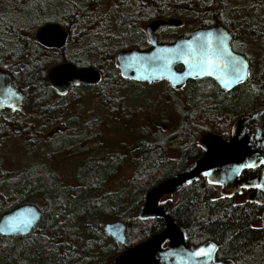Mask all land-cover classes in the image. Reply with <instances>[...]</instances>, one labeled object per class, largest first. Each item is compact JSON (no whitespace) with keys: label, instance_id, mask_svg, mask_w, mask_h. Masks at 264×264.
Masks as SVG:
<instances>
[{"label":"trees","instance_id":"obj_1","mask_svg":"<svg viewBox=\"0 0 264 264\" xmlns=\"http://www.w3.org/2000/svg\"><path fill=\"white\" fill-rule=\"evenodd\" d=\"M136 1L130 0L126 10H117L110 18L100 20L88 16V0H13V28L35 30L44 23L55 22L67 29L97 28L101 30L98 34H105L103 30L110 27V20L114 18L116 28L121 31L111 45H107L106 39L93 44L81 41L88 34L79 33L77 36L80 39L78 61L97 67L102 60L109 57L113 60L119 48L139 45L135 40L136 32L145 37L139 21L145 22L165 12L162 3L167 0H142L141 6L137 5L139 12L135 9ZM225 2L221 3L223 7ZM253 2L252 9L239 10L241 15L253 20L254 39L261 40L264 48V0ZM225 10L230 12L235 8ZM16 42L22 45L20 40ZM14 54V65L10 70L16 81L40 87L51 60L48 59L49 52L36 43H30L27 50L19 48ZM259 55L260 64L251 67L247 82L238 85L229 95L222 94L210 79L193 82L192 91L184 97L185 103L184 100L178 103L181 110H177L178 120L174 124L178 128L168 135L166 141L172 142L166 145L154 134L143 138L144 146L153 144L158 148V157H152L148 148V154L138 162L128 187L116 193L105 192L104 185L121 165L122 159L92 160L80 169L77 186L63 183L49 166L5 169L0 163V215L15 205L33 200H38L42 210L40 219L28 234H0V264H109L125 248L161 231L164 227L161 219L138 217L144 193L202 154L198 144L202 134L215 132L225 135L235 119L262 107L264 49ZM105 75L116 76L119 72L109 64ZM34 95L37 97L33 96L32 105L27 100L26 107L37 108L41 97H51L46 86ZM10 119H0V141L11 133L15 122ZM175 144L179 145V156H167L166 151L175 148ZM55 145L51 140L50 156L57 152ZM243 173H252V170H244ZM218 188L219 185L209 183L203 176L182 185L177 191L175 204L170 205L172 218L184 229L188 244L194 246L213 241L217 245L216 259H231L234 264H264V225L260 221L262 206L250 202L243 192L224 196ZM114 219L127 222L123 244L115 241L103 228V221Z\"/></svg>","mask_w":264,"mask_h":264},{"label":"water","instance_id":"obj_2","mask_svg":"<svg viewBox=\"0 0 264 264\" xmlns=\"http://www.w3.org/2000/svg\"><path fill=\"white\" fill-rule=\"evenodd\" d=\"M176 24V19L153 20L146 26L151 45L148 48H127L116 55L118 69L126 79L138 82L167 80L177 87L188 79L209 77L221 88L230 90L239 82L232 77L234 61L246 65L249 76V62L246 57L234 52L229 44V33L221 25L198 28L190 36H179L172 42H156V32ZM67 34L64 28L55 22H47L36 29L37 42L47 49L61 48ZM208 60L214 61L213 67H201ZM177 66H181L177 69ZM49 85L57 92L64 93L70 86L95 84L99 73L92 67L77 68L70 63H61L50 67L47 73ZM22 94L16 88L8 72L0 69V112L20 109ZM12 133H19L13 128ZM198 144L202 154L189 163L182 171L164 178L144 193V202L138 212L141 219L158 217L165 226L148 238L129 246L118 253L109 264H234L231 259H216L217 245L206 241L197 246L186 242L184 230L172 218L166 205H159L164 196H171L182 185L190 184L199 176L212 184L220 186V193L231 196L249 191L248 200L262 206L261 222L264 225V104L250 115L237 119L228 137L208 132L201 135ZM252 164L253 167H241ZM259 170L252 175H242L244 170ZM262 187H256L255 185ZM41 217L38 206L31 202L15 205L0 215L1 235H26ZM20 222H29L27 227ZM20 223L19 228L8 226ZM105 231L119 242H124L126 224L116 220L104 225ZM209 245H215L209 255L195 256L197 250L208 251Z\"/></svg>","mask_w":264,"mask_h":264},{"label":"flooded vegetation","instance_id":"obj_3","mask_svg":"<svg viewBox=\"0 0 264 264\" xmlns=\"http://www.w3.org/2000/svg\"><path fill=\"white\" fill-rule=\"evenodd\" d=\"M129 1L130 0H88L90 8V13L88 16L92 19H108L111 17V14L113 12H116L117 10H126V8H128L127 4L129 3ZM224 1H226L225 7H223L221 4ZM224 1L167 0L163 2L162 6L164 8H162L165 11L164 13L145 22L139 21L140 29L144 32L145 36L143 38L141 33L136 32L135 40L136 43H139V45L135 44L127 47H121L116 51L113 60H111V57H109L106 60L100 61L99 65H97V67H94L93 65H86L78 61L79 57L77 50L79 45L78 41L80 39L77 38V36L79 33L88 34V37H84V39L81 38V41H87L90 44H93L94 42H104V39H106L107 45H111L115 40L118 39L121 31L120 28H116L117 22L114 18L110 20V27L103 30L106 32L105 34H98V32H101V30L97 28L67 29L63 27L67 34L64 45L61 48L47 49L37 42L35 37L36 29L31 30L28 28H13V18L15 16L13 0H0V24L2 25L0 27V69L10 74V76L14 80L16 88L22 94L20 109L15 112H12L10 109H4L0 112V119L10 117V121L15 122L11 127V133L13 128H18L19 133L17 134L24 133L31 136L30 138H28L27 142H39L44 146L47 143V147H51L50 141L53 140V143L56 144L55 147L57 148V152H55L54 156H49V158L45 157L44 159H54L52 160L53 163L51 168L54 170V172H56V175L61 179V181L68 186H77V180L81 172L80 169L84 168L88 163H92V160H96V162H102L103 160H109L112 158L122 159L121 165L116 168L115 173H113L106 179L104 185L105 192L107 193H116L117 191H120L123 187H125V184H122L117 176L121 169L125 168L126 163L130 164L131 176L128 179L130 182V179L135 169L137 168L140 159L145 158V155L148 154L149 149L151 150L150 155H152V157L154 158H157L158 148L156 146H153V144L144 146L143 139L138 138L137 130H132L131 128L133 126L132 122L134 120V117L138 116L139 112L142 111V107L139 105H135V107L133 108L128 107L125 103V100H127L128 97L123 96V94L118 92V90L125 89V91L128 92L133 85L136 86L140 82L126 79L122 76L118 69V62L116 59L117 53L127 48H148L151 43L146 32V26L153 20L176 19L175 25L156 32V42H172L179 36H190V34L198 28H207L213 25H221L229 33V44L231 49L234 52L243 54L248 60L250 74L251 67L253 65H258V63L260 62L259 53H261L264 48L262 47L261 40L256 41L254 39L253 35L255 29L251 27V25L253 24V20L247 15H241L240 11L244 10L245 8H249V10L252 9L254 5L253 1L255 0ZM142 3V0L136 1V11H140L137 10V5L139 4V6H141ZM229 7L235 8V11L229 12L225 10V8ZM96 33L98 37L96 36ZM102 35H106L107 37L103 38L101 37ZM15 40H20L22 45H19L17 42L15 43ZM30 43H36L43 49L48 51V59H51L49 61V67L47 71H45L43 83H39V85H41L40 87L37 85L34 86L30 83H18L11 73L12 71L10 70V67L14 65L15 50L19 48L22 51L27 50ZM249 53H251L252 56H250ZM53 56L55 58H53ZM61 63H70L77 68L92 67L98 71L99 80L95 84H81L70 86L64 93L57 92L49 85L47 73L50 67ZM109 64H112L118 70L119 75H105L106 67ZM204 79L206 81L207 79L212 80L217 85L220 92L226 95L231 94L238 85L245 83L248 80L247 78L245 81L239 82L230 90L221 88L213 79L209 77H203L200 79H188L183 84L177 87L171 86L167 80L164 81L167 82L169 88L171 89H178L183 87L185 94L188 97L190 91L192 90V87L194 86L193 82ZM43 86L47 87V89L51 93V97H41L40 105L37 108L29 106L26 107L25 105L27 100H29L31 104L34 100L32 99L33 96L37 97L34 94L39 93V89H41ZM136 93L137 91L134 90L131 96L130 94H128V96L131 97V100L137 98ZM82 102H89L93 104L90 109L91 112L93 111L92 109L99 108L101 114H92L87 119L90 120L88 121L89 123L79 125L78 123L74 122V116L83 114L77 110L74 112V108H76V106L82 105ZM253 112L244 114L242 116L250 115ZM239 118L240 117H238L237 119ZM237 119H235L234 122ZM234 122L231 124V127L229 128L227 133L225 135H221L222 137H228L230 135ZM126 127H129L130 129H127ZM119 130L120 132L125 133L126 136L129 137V139L135 138L134 143H132V140H119L120 138L117 137L119 134H121ZM153 134L155 135V131H153L152 136ZM115 139H117L116 143L119 144L121 148L112 149L111 145L114 143ZM111 154H118L120 156L112 157ZM56 159L57 161L54 162ZM76 160L77 162L72 166V168H70L67 173L64 172L65 174L60 172L59 169L57 170V167L55 166L58 164L61 165L65 162L71 164V162L73 163ZM251 170L252 173L244 174L242 172V175H252L256 173L259 168H256V170ZM219 189L220 186L218 188V191ZM242 192L245 193L248 199L249 191ZM176 198L177 192H175L171 196H164L159 200V205H166L170 211V205L175 204ZM143 202L144 196L141 205L143 204ZM38 208L40 209L42 215L40 206H38ZM150 218L161 219L158 217ZM116 220L123 221L126 224V235L128 229L127 222L122 219L107 221L103 224V228L106 223ZM163 224L165 226L164 221ZM125 241L126 237L124 242H117L123 244L125 243Z\"/></svg>","mask_w":264,"mask_h":264},{"label":"rangeland","instance_id":"obj_4","mask_svg":"<svg viewBox=\"0 0 264 264\" xmlns=\"http://www.w3.org/2000/svg\"><path fill=\"white\" fill-rule=\"evenodd\" d=\"M252 56L251 53H249ZM137 91L136 97L134 100H131L130 96L132 93ZM192 91V90H191ZM118 92L122 93L123 96H127L128 99L125 100V103L128 107L133 108L135 105H139L142 107V111L139 112L137 117H134L132 122L133 126L132 130H137L138 138H145L146 136H151L153 131H155V137L158 138L162 143L166 144L168 142H172V140L166 142L168 139V135L171 132L175 131L178 126L175 127V123L178 120L177 110L180 111L181 108L178 106L179 102L184 103L186 99L185 91L182 88H169V85L165 81H153V82H140L136 86H132L131 89L126 92L125 89H119ZM130 94V96H128ZM30 105V104H29ZM32 105V104H31ZM93 104L86 102L80 106H76L74 108V112L77 110L81 112L83 115L74 116V122L80 124L89 123L87 120L90 115H100L101 111L99 108L92 109ZM73 110V109H72ZM71 110V111H72ZM71 117V116H70ZM73 119V118H72ZM130 129L129 127H126ZM120 132V130H119ZM117 137L119 140L126 141L132 140L134 143L135 138L129 139L125 133L120 132ZM30 135L27 134H13L10 133L6 139L0 141V163L5 169H16V168H31L34 166L43 165L45 167H51L54 159H44L49 158L51 155L52 148L47 147L46 145H42L39 142H27ZM116 140L111 145L113 148H121L119 144L116 143ZM113 141V140H112ZM179 145L175 144V148H168L166 151V155L169 157L179 156L180 149ZM165 155V152L163 153ZM55 155V154H54ZM57 159L54 161L56 162ZM77 162L73 163H63L61 165H55L57 170L65 174L64 172H68L70 168ZM131 176L130 173V164L126 163L124 169L118 174V178L122 184L124 183L126 187L129 185V178ZM118 181V180H117ZM33 203L39 205L38 200H33ZM107 221H103L105 223Z\"/></svg>","mask_w":264,"mask_h":264},{"label":"snow or ice","instance_id":"obj_5","mask_svg":"<svg viewBox=\"0 0 264 264\" xmlns=\"http://www.w3.org/2000/svg\"><path fill=\"white\" fill-rule=\"evenodd\" d=\"M215 64L214 61L208 60L206 62L205 65L200 66L201 67V71H203V68L206 67H213ZM232 77L229 78V80L227 81V83H231L232 79L234 78L236 81H242L246 76H247V71H246V65H243L242 62L240 61H234L233 65H232ZM261 163H264V161H261ZM254 165L252 164H244L241 165V167H253ZM256 187H262L261 185L257 184L255 185ZM24 225V227H27V223L29 222H20ZM20 223L17 224H12L9 225L8 227L10 229H15V228H19L20 227ZM0 231H2V229H0ZM215 248V245H209L208 246V251H206L205 249L201 248L199 250H197L193 255L195 256H204V255H209L211 250Z\"/></svg>","mask_w":264,"mask_h":264}]
</instances>
